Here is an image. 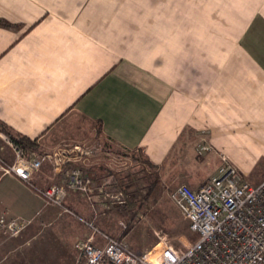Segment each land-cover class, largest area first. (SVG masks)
Returning <instances> with one entry per match:
<instances>
[{"label":"crops","instance_id":"crops-1","mask_svg":"<svg viewBox=\"0 0 264 264\" xmlns=\"http://www.w3.org/2000/svg\"><path fill=\"white\" fill-rule=\"evenodd\" d=\"M97 124L153 166L203 145L212 173L183 174L193 189L227 164L260 184L264 0H0V125L43 151L84 140ZM92 169L96 208L77 192L61 208L0 168V215L28 221L16 237L0 234V264H84V221L113 238L102 228L122 209ZM58 174L44 165L32 181L61 185ZM94 245H105L101 235Z\"/></svg>","mask_w":264,"mask_h":264},{"label":"built area","instance_id":"built-area-1","mask_svg":"<svg viewBox=\"0 0 264 264\" xmlns=\"http://www.w3.org/2000/svg\"><path fill=\"white\" fill-rule=\"evenodd\" d=\"M6 145L14 154L15 162L9 167L0 164L3 174L14 176L31 187L46 205L64 208L68 194L77 192L96 208L90 176L80 168L68 166L76 155L67 160L65 152L34 156L14 140H7ZM75 150L82 151L80 146ZM50 161L54 170L64 176V182L46 189L37 188L32 183L33 176ZM103 193L111 206L126 205L107 189H103ZM170 196L188 220L189 229L199 234L198 241L182 238L179 248L160 243V250L157 251L156 246L140 257L121 241L84 221L92 231L87 240L78 244L84 264H264V180L258 185L250 184L227 164L198 189L179 185ZM27 225L28 221L21 218L0 215V234L4 236L16 237ZM96 234L102 236L104 246L94 245Z\"/></svg>","mask_w":264,"mask_h":264},{"label":"rangeland","instance_id":"rangeland-1","mask_svg":"<svg viewBox=\"0 0 264 264\" xmlns=\"http://www.w3.org/2000/svg\"><path fill=\"white\" fill-rule=\"evenodd\" d=\"M0 132L3 134L1 137L3 144L7 147V140L21 141L18 136L7 133L1 125ZM85 137L81 141H64L53 149L43 151L40 150L37 140H34L31 148L23 147V149L33 153L34 156L65 152V160L76 155V159L68 166L82 169L91 180L92 168L100 170L102 174H97L99 180L97 185H101L99 187H103L104 190L107 189L110 194L118 195L127 206L130 203L133 205L128 208L124 206L116 208L122 210L117 211L115 216L110 218L111 230L105 228L102 230L127 245L138 256H143L156 246V250H160L162 246L159 245L160 243L179 248L182 238L192 242L199 240V234L189 229L188 220L173 202L170 194L179 185H188L183 182V174L197 181L198 175L201 176L202 172L204 176L212 173L210 167H205L206 163L201 161L205 152L203 145L194 149L187 147L170 167L153 166L140 152H127L115 148L103 137L98 124ZM76 146H80L82 151H76ZM14 162L15 157L11 149L9 158L4 159L0 156V164L5 167L11 166ZM44 165L54 170L53 162ZM57 177L62 178L61 182H64L61 173ZM33 185L36 186L34 183Z\"/></svg>","mask_w":264,"mask_h":264},{"label":"trees","instance_id":"trees-1","mask_svg":"<svg viewBox=\"0 0 264 264\" xmlns=\"http://www.w3.org/2000/svg\"><path fill=\"white\" fill-rule=\"evenodd\" d=\"M4 128V130L7 132V133H9V134H11V135H13L8 129H6L5 127H3ZM20 138V140L21 141H17L16 140V142L19 144V145H21L22 147H24V148H31L33 145H34V143L32 142V140H30V139H28V138H25V137H19ZM125 208H128V207H133V205L130 203L128 206L126 205V206H124ZM126 234V233H125ZM124 235V234H123ZM122 235V236H123Z\"/></svg>","mask_w":264,"mask_h":264}]
</instances>
